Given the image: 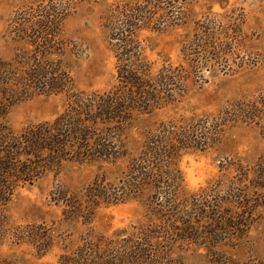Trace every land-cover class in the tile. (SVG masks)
<instances>
[{
    "label": "rangeland",
    "instance_id": "1",
    "mask_svg": "<svg viewBox=\"0 0 264 264\" xmlns=\"http://www.w3.org/2000/svg\"><path fill=\"white\" fill-rule=\"evenodd\" d=\"M136 1L0 0V59L12 61L25 49L32 50L20 41L17 27L21 17L58 2L51 8H56L58 17L63 14L67 41L60 57L72 74L76 93H107L118 75L107 28L109 16L118 7ZM176 1L183 9L178 25L161 32L143 29L138 33L155 72L165 64L184 62V44L195 40L199 20L209 16L216 15L220 30L230 28L235 51L228 66L213 65L212 70L202 72V79L191 82L178 104L137 119L130 131L135 142L141 140L145 126L159 121L176 118L195 123L209 118L219 125L223 114L233 106L264 97V0ZM69 104L67 94L35 95L15 104L6 124L18 135L29 127L54 121ZM222 129V136L211 140L207 149L183 155L180 168L186 191H206L204 194L212 196L220 212H233L239 217L240 232L223 234L222 240L211 247L180 244L174 238L172 249H166V238L161 235L156 241L159 251L149 253L148 262H134L137 260L133 256L128 264H264V112L260 119L231 120ZM100 169L116 179L113 166L70 161L60 171L20 186L10 202L0 206V264H66L65 258L78 255L86 247L109 254V242H119L123 249L122 242L134 238L133 234L147 222L144 202L127 201L93 210L87 207L88 215L77 217L69 213L60 198V192L65 191L80 201Z\"/></svg>",
    "mask_w": 264,
    "mask_h": 264
},
{
    "label": "trees",
    "instance_id": "2",
    "mask_svg": "<svg viewBox=\"0 0 264 264\" xmlns=\"http://www.w3.org/2000/svg\"><path fill=\"white\" fill-rule=\"evenodd\" d=\"M177 3L139 0L111 12L107 28L118 75L107 93H76L72 74L60 57L67 41L63 14L58 17L56 8H51L58 2L21 17L19 38L32 50L25 49L12 61L0 59V206H6L20 186L32 185L73 161L110 165L117 171L113 181L109 172L100 169L78 202L60 192L73 216H87L89 210L127 201H141L148 208L147 222L134 238L122 242L127 252L119 242H109V254L86 247L65 258L66 264H128L133 256L134 262L145 263L149 253L159 251L156 241L161 235L166 238V249L173 248L174 238L180 244L211 247L223 234L241 230L239 217L220 212L206 191H186L180 162L188 152L207 149L231 120L260 119L264 97L233 106L235 111L231 108L224 113L219 125L209 118L195 123L173 118L145 126L138 142L130 133L137 119L178 104L189 84L203 78V71L220 63L228 66L235 51L230 28L220 30L216 15L209 16L199 20L195 40L184 44V62L165 64L155 72L138 33L143 29L161 32L178 25L183 9ZM62 94L69 96L71 104L54 121L29 127L18 135L8 128L6 117L15 104L35 95Z\"/></svg>",
    "mask_w": 264,
    "mask_h": 264
}]
</instances>
